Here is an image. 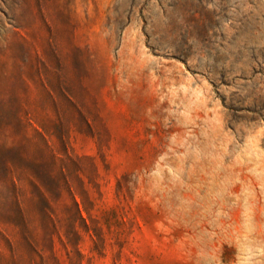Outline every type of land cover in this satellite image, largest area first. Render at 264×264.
<instances>
[{
	"label": "rangeland",
	"instance_id": "rangeland-1",
	"mask_svg": "<svg viewBox=\"0 0 264 264\" xmlns=\"http://www.w3.org/2000/svg\"><path fill=\"white\" fill-rule=\"evenodd\" d=\"M0 264H264V0H0Z\"/></svg>",
	"mask_w": 264,
	"mask_h": 264
}]
</instances>
